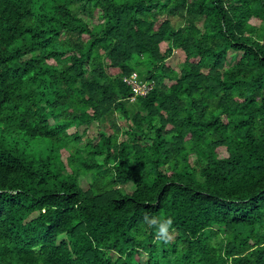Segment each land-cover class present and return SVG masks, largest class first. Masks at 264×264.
I'll list each match as a JSON object with an SVG mask.
<instances>
[{
	"label": "trees",
	"instance_id": "trees-1",
	"mask_svg": "<svg viewBox=\"0 0 264 264\" xmlns=\"http://www.w3.org/2000/svg\"><path fill=\"white\" fill-rule=\"evenodd\" d=\"M0 264H264V0H0Z\"/></svg>",
	"mask_w": 264,
	"mask_h": 264
},
{
	"label": "clouds",
	"instance_id": "clouds-1",
	"mask_svg": "<svg viewBox=\"0 0 264 264\" xmlns=\"http://www.w3.org/2000/svg\"><path fill=\"white\" fill-rule=\"evenodd\" d=\"M145 221L152 226H155L156 236L159 238V240L167 242L169 238V228L172 224V220L170 218L163 219L158 217H152L149 218L147 215H145Z\"/></svg>",
	"mask_w": 264,
	"mask_h": 264
},
{
	"label": "built area",
	"instance_id": "built-area-1",
	"mask_svg": "<svg viewBox=\"0 0 264 264\" xmlns=\"http://www.w3.org/2000/svg\"><path fill=\"white\" fill-rule=\"evenodd\" d=\"M122 81L130 87L132 94L131 98H133L135 95H144L149 89L148 85H146L145 83H141L138 80L134 72H131L126 76H123Z\"/></svg>",
	"mask_w": 264,
	"mask_h": 264
},
{
	"label": "rangeland",
	"instance_id": "rangeland-1",
	"mask_svg": "<svg viewBox=\"0 0 264 264\" xmlns=\"http://www.w3.org/2000/svg\"><path fill=\"white\" fill-rule=\"evenodd\" d=\"M182 59H183L182 52H180L179 50H174L172 52V54L168 57V62L171 65V67L178 69ZM94 132H95V128H91V130L88 132V134L92 135V134H94Z\"/></svg>",
	"mask_w": 264,
	"mask_h": 264
}]
</instances>
